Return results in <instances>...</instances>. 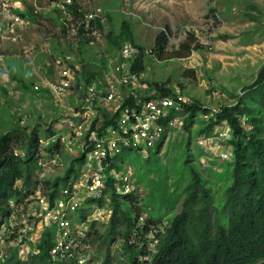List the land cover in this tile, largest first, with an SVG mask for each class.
I'll return each mask as SVG.
<instances>
[{
    "label": "rangeland",
    "instance_id": "obj_1",
    "mask_svg": "<svg viewBox=\"0 0 264 264\" xmlns=\"http://www.w3.org/2000/svg\"><path fill=\"white\" fill-rule=\"evenodd\" d=\"M10 1L14 14L17 15L16 10L24 9L25 3L37 9L38 17L36 21L18 17L19 20L14 22L5 20L0 14V53L3 55L0 94L4 99V104L0 106V134L14 127H19L25 134L38 127L40 134H46V126L57 114H64L81 103L83 92L73 88L59 107L49 92H36L32 87L41 81L36 79L37 75L53 81L55 69L50 65L52 59L54 55L64 54L70 49L74 35L68 33L62 15L56 9L58 0ZM76 1L84 12L100 6L103 17L100 42L91 45L87 38H83L85 42L79 44L78 55L83 63L81 80L84 82L97 77L103 80L104 74L118 59L120 46L125 41H131L147 51L142 55L140 72L148 92L157 91L158 84L161 88L185 93L202 108L219 110L223 106L237 104L241 98L254 103L246 96L264 65V0ZM69 23L74 22L71 20ZM163 31L168 39L164 58L153 51L157 36ZM189 33L197 39L191 53L186 57H168ZM31 63L35 70L24 81L26 86L15 82L19 80L16 69ZM38 104L40 106L37 107ZM19 108L27 114L22 124L17 120ZM189 114L185 116L181 129L175 128L163 141L156 140L148 157L130 149L120 156L124 162L133 165L142 187L132 200L137 202V198L141 199L146 208L154 211L155 220L162 217L168 222L179 212L186 188L192 181L191 166H195L206 178L219 210L224 192L230 185L225 172L226 161L223 163L213 153L210 165L201 159L207 160L206 156L201 157L203 150L197 144L207 123L203 118V109L196 111L187 127L185 123ZM243 122L249 129L245 116ZM210 131L213 135L215 128L212 126ZM62 162L63 165L55 166L50 172L51 180L64 175L71 158L63 155ZM65 183L66 180H63L61 185ZM128 201L129 204L132 202ZM128 201L123 197L125 208ZM6 211L3 205L0 219ZM109 223L97 225L93 236L94 249L104 257L109 248L114 250L112 237H118V231L105 236ZM119 228L122 229L123 224ZM114 251L118 255L121 250Z\"/></svg>",
    "mask_w": 264,
    "mask_h": 264
},
{
    "label": "built area",
    "instance_id": "obj_2",
    "mask_svg": "<svg viewBox=\"0 0 264 264\" xmlns=\"http://www.w3.org/2000/svg\"><path fill=\"white\" fill-rule=\"evenodd\" d=\"M10 3V0H0V14L5 20L17 22L21 16L17 10V15L14 14ZM72 3L73 0L55 3L68 33L74 35L70 49L54 55L50 64L56 70L57 78L46 84L35 83L32 88L36 92H49L58 106H62L73 88H79L83 92L81 103L64 114H57L46 126L50 128L49 132L39 137L34 174L37 184L31 189L24 188L20 198L7 200V212L0 219V264L12 256L26 261L38 254L46 233L51 244L49 260L53 264H104L106 257L94 249L93 236L96 226L108 224L113 216V195L130 199L133 210L139 209L130 237H117L111 241L113 249L123 251L122 244L136 242L140 250L138 260L151 262L168 222L147 221L150 208H146L139 198L137 202L131 200L142 187L133 165L124 162L120 156L130 149L148 157L156 140L163 141L175 128L184 126L185 116L189 113L185 110L195 101L179 91L174 94L148 92L149 88L141 81V72L133 69L139 56L147 51L131 41L120 46L118 59L104 74L103 80L99 77L81 80L83 63L78 55L79 44L83 38L91 45L100 42V27L96 20L102 24V8L96 6L84 12L80 7L84 17L74 21L69 9ZM71 20L74 23H69ZM81 26L82 32L79 31ZM2 61L0 53V63ZM3 104L0 94V106ZM203 109V118L207 122L215 119L219 112L217 108ZM17 114L19 123H24L27 114L20 108ZM105 116L112 121L106 126ZM95 120L96 127L93 128ZM230 138L231 130L226 124L217 125L213 135H200L197 144L206 151L202 157H207L202 161L206 165L212 163L209 153L215 144H221V150L214 155L222 162L229 160L232 148L228 145L223 149L222 146ZM63 155L76 163L66 177L69 163L64 175L60 176L66 178V183L62 186L63 180L60 181L57 193L52 196V188H48L45 181L50 179L55 166L63 165ZM110 250L111 255H115V251ZM121 251L118 252L121 262L113 259L108 264H126L127 257L121 255Z\"/></svg>",
    "mask_w": 264,
    "mask_h": 264
},
{
    "label": "trees",
    "instance_id": "obj_3",
    "mask_svg": "<svg viewBox=\"0 0 264 264\" xmlns=\"http://www.w3.org/2000/svg\"><path fill=\"white\" fill-rule=\"evenodd\" d=\"M24 6V9L17 10L19 15L36 21L38 17L36 8L32 4L24 3ZM69 9L75 20L83 19L84 12L80 10L76 0H73ZM96 23L102 28L100 20L97 19ZM79 31H83V26ZM167 40V34L163 31L155 42L153 51L162 58L167 53ZM196 41L195 35L189 33L179 48L168 57L188 56L195 48ZM83 42L85 40H81V44ZM139 47L144 50L143 47ZM142 55L133 65L136 72L142 69ZM156 86L159 94H174L168 88H161L158 84ZM246 97L253 99L254 103L246 102L241 98L235 105L223 106L215 119L207 122L202 129L203 134H210L209 130L212 126L215 128L225 123L231 130V138L227 143L232 148V156L229 160H225L228 163L225 172L230 185L224 192L221 210L213 201L206 178L195 166H191L192 181L186 188L181 208L168 220L165 234L161 237L158 251L152 261L138 260L140 250L135 242L122 244L121 255L127 257L126 262L130 264H264V65ZM198 109L203 108L194 102L185 110L190 113L185 123L187 127ZM243 116L248 121L249 129L244 125ZM96 122L97 120L94 121L93 128L96 127ZM103 122L106 126L112 121L105 116ZM45 129V133L50 130V128ZM22 134L25 132L19 127L0 134V210L3 205L7 208V200L10 197L20 198L24 188L31 189L30 187L37 184L34 174L37 168L38 140L42 134L38 127L25 134L23 139H21ZM20 142L21 144L16 147ZM75 163L76 160L71 162L66 177L74 170ZM62 180L66 178L58 177L45 181L47 187L52 188V196L57 193ZM112 206L113 216L108 226V233L104 235L118 231V237L124 236L128 239L136 226L139 209L133 210V206L129 203L125 208L123 197L116 195L112 196ZM161 220L162 217L155 220L154 211L148 210L147 221ZM120 224H123L122 229L119 228ZM48 238L49 235L47 237V233L44 234L39 244L40 252L32 255L28 260L22 261L12 256L4 264H53L49 260L51 244ZM116 238L114 235L111 241ZM113 259L121 262L118 255H111L109 248L104 264H108Z\"/></svg>",
    "mask_w": 264,
    "mask_h": 264
},
{
    "label": "crops",
    "instance_id": "obj_4",
    "mask_svg": "<svg viewBox=\"0 0 264 264\" xmlns=\"http://www.w3.org/2000/svg\"><path fill=\"white\" fill-rule=\"evenodd\" d=\"M24 8H25V6H24ZM36 11H37V9H36ZM9 57V56H8ZM10 57H12V56H10ZM26 62H29V60H27ZM30 66H32V63H31V65H25V64H22L19 68H17L16 69V72H17V74L19 75V77H18V81L17 80H15V82H17V83H20L21 85H23V86H26V83L24 82V81H26V79L28 78L27 76L29 75V74H31L32 73V71H34L35 69L33 68V66H34V64H33V66L32 67H30ZM14 71V70H13ZM12 71V72H13ZM13 74H14V72H13ZM38 77L36 78V79H41V81L39 80V82H37V83H41V84H46L48 81H50V80H48L47 79V77H39V75H37ZM57 78V72H56V70H55V72L53 73V75H52V79L53 80H55ZM43 91H45V90H43ZM38 106H40L39 104L37 105V107ZM58 106V105H57ZM59 107H62V106H59ZM228 143H224L223 144V149L224 148H226V147H228ZM219 146L221 147V144H215V146L213 145V149L210 151V153L209 154H211L212 155V153L213 154H216L217 152H219V150H221V148H219ZM208 152V151H207ZM203 153H206V151L205 150H203ZM203 153H202V155H203ZM202 155H201V157H202ZM202 159V158H201Z\"/></svg>",
    "mask_w": 264,
    "mask_h": 264
}]
</instances>
